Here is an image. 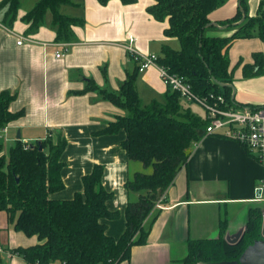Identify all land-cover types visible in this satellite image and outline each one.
<instances>
[{
    "label": "crops",
    "instance_id": "obj_1",
    "mask_svg": "<svg viewBox=\"0 0 264 264\" xmlns=\"http://www.w3.org/2000/svg\"><path fill=\"white\" fill-rule=\"evenodd\" d=\"M36 2L19 0L17 18L10 27L3 24L5 10H0V92L15 95L11 112H23V117L11 122L5 132L0 130L1 154L6 155L17 140L25 144L63 137L67 144L61 156L65 163L61 172L64 189L52 195L55 200H70L82 192V178L95 165H102V186L112 193L107 207L119 212L116 220L102 222L107 234L117 239L124 232V209L139 195L129 192L125 183L135 173L151 171L126 157L123 131L101 133L126 113L90 91V86L117 93L127 75L136 70L128 48L161 57L164 46L179 50V42L164 35L167 21L159 22L147 13L153 0H134L131 4L109 0L106 5L98 0H69L58 12L81 23L72 25L73 39L66 43L55 41L49 11L35 33L27 32L23 17ZM237 10L232 1L212 11L208 18L218 24ZM220 27H210L206 35L227 38L234 32ZM128 35L136 40L130 42ZM19 39L21 45L17 44ZM228 50L230 56L235 53L234 60L229 57L230 68L240 63L233 75V100L240 106H264V75L242 77V68L252 65L254 53L261 52L264 59V42L259 38L235 40ZM56 53L63 57L57 58ZM134 83L143 105L164 102L168 88L156 67L138 73ZM190 155L186 167L166 191L167 207L146 220L145 245L133 246L129 259L118 264H179L186 255L187 241L216 238L221 225L226 240L233 241L244 232L249 209L262 206L264 201L255 200L254 189L263 167L238 142L206 135L191 145ZM37 243V237L13 230L6 213L0 211V264H26L8 250Z\"/></svg>",
    "mask_w": 264,
    "mask_h": 264
},
{
    "label": "trees",
    "instance_id": "obj_2",
    "mask_svg": "<svg viewBox=\"0 0 264 264\" xmlns=\"http://www.w3.org/2000/svg\"><path fill=\"white\" fill-rule=\"evenodd\" d=\"M109 0H98L106 5ZM122 4L134 0H119ZM147 13L159 22L167 21L166 37L176 38L179 50L164 46L158 64L169 72L183 77L192 92L203 98L223 96L228 106L244 107L232 99L234 70L230 68L229 47L235 40L259 38L264 42V0L258 1L254 16L244 15L243 0H239L236 14L218 22L234 32L227 38L207 36L209 15L226 0H153ZM69 0H37L23 21L27 32L33 34L42 25L46 12L52 13L51 25L55 27L56 42H71V27L80 24L77 19L63 16L58 9ZM19 0H3L0 10H5L3 24L10 27L17 18ZM243 21L238 24L242 17ZM252 65H244L242 77L264 75L261 52L252 55ZM136 70L128 74L117 93H110L91 84L90 91L98 93L123 110L101 131L113 135L123 131L122 148L128 159L139 162L151 173H135L126 183V189L138 193L124 209V232L114 239L106 232L102 220H116L119 212L107 207L112 193L102 186L103 166L95 165L82 178L83 191L70 200H55L52 195L63 190L61 156L67 147L66 140L58 136L40 142H14L8 153L1 154L0 143V211L6 213L13 230L26 237H37L38 243L27 248L8 250L20 256L26 264H118L129 259L135 245H145L148 230L144 225L155 211L160 194L172 186L175 177L185 168L193 143L205 136L208 122L200 119L180 104L179 94L167 90L163 103L158 101L143 105L135 88ZM15 95L0 92V129L23 117V112L13 113L10 105ZM250 108L259 109L264 106ZM40 146L42 149L39 150ZM244 232L231 242L225 238L221 225L216 238L187 241V252L179 264L240 263L245 251L262 237L264 208L249 209ZM1 260V259H0Z\"/></svg>",
    "mask_w": 264,
    "mask_h": 264
},
{
    "label": "built area",
    "instance_id": "obj_3",
    "mask_svg": "<svg viewBox=\"0 0 264 264\" xmlns=\"http://www.w3.org/2000/svg\"><path fill=\"white\" fill-rule=\"evenodd\" d=\"M127 39L130 42L135 41L132 35H128ZM21 45V40L17 41ZM129 53L136 63L138 73L144 72L149 67H156L159 71V76L166 87L189 102H195L203 107L206 112V121L208 126L206 128V135H219L225 139L234 140L241 146L253 154L256 161L263 167V175L261 178V185L254 189V197L256 201H264V108L254 109L248 106H228L224 97L210 96V98H203L196 96L192 90L191 85L183 77L169 72V70L158 64L159 57L156 54H143L132 51L128 48ZM57 58L63 57L61 53H56ZM7 126L0 130L5 132ZM259 193L256 195V193ZM166 192L159 195L154 209L160 211L167 206L165 202ZM65 264V263H63Z\"/></svg>",
    "mask_w": 264,
    "mask_h": 264
},
{
    "label": "rangeland",
    "instance_id": "obj_4",
    "mask_svg": "<svg viewBox=\"0 0 264 264\" xmlns=\"http://www.w3.org/2000/svg\"><path fill=\"white\" fill-rule=\"evenodd\" d=\"M232 1L234 3V6H236V8H239L238 7L239 6V0H226V2L222 6H220V8L225 7L227 3L232 2ZM258 1L251 3V0H243V4L245 6V11H244L245 14L244 15L251 16V15L256 14V11L258 9V3H257ZM253 8H254V11H253ZM235 49H236V47H235ZM234 54L235 53L233 52L231 56L229 55L230 59L234 60V58H232L234 56ZM180 104L185 110L189 109V111H191L195 116L199 117L200 119H203V120L206 119V112L201 105H199L195 102H189L186 99H183L182 97L180 98ZM53 142H55V139L53 140ZM0 143H2V142H0ZM260 181H259L257 186L261 185ZM261 207L264 208V202H263ZM251 255H252V257L250 259L249 264H264V240L255 244V248L253 249ZM230 264H238V263L235 262V263H230Z\"/></svg>",
    "mask_w": 264,
    "mask_h": 264
},
{
    "label": "water",
    "instance_id": "obj_5",
    "mask_svg": "<svg viewBox=\"0 0 264 264\" xmlns=\"http://www.w3.org/2000/svg\"><path fill=\"white\" fill-rule=\"evenodd\" d=\"M243 18H244V16L242 17V19H241V21L238 23V24H234V25H239V24H241V22L243 21ZM209 27H212V26H215V27H217V28H219V25L217 24V23H211L210 25H208ZM221 29H224V28H227V27H220ZM234 94L232 93V99H234V96H233ZM19 138V137H18ZM40 149H42V147L40 146V148H39V150ZM259 193L257 192L256 193V195H258ZM262 231H261V233H262V237L264 238V218H263V222H262ZM239 236H237L236 238H234V240L233 241H231V242H235V240L238 238ZM263 241V240H262ZM259 242H261V241H258V242H256V243H254L252 246H249V248L245 251V253L242 255L243 257L241 258V260H240V263H238V264H249V262H250V259H251V257H252V255H251V253H252V251H253V249L255 248V244H257V243H259ZM224 264H230V263H224Z\"/></svg>",
    "mask_w": 264,
    "mask_h": 264
}]
</instances>
